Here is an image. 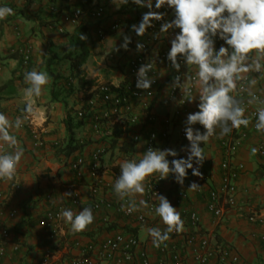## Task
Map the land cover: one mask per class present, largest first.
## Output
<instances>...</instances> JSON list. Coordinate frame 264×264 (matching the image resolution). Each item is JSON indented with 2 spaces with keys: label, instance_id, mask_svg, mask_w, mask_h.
Returning <instances> with one entry per match:
<instances>
[{
  "label": "built area",
  "instance_id": "obj_1",
  "mask_svg": "<svg viewBox=\"0 0 264 264\" xmlns=\"http://www.w3.org/2000/svg\"><path fill=\"white\" fill-rule=\"evenodd\" d=\"M162 11L168 15L171 9L164 8ZM105 14V4L90 6L86 10L76 8L71 22L77 24L83 17L97 22ZM141 18L142 15L138 17V23ZM152 23L154 26L148 28L143 37H139L140 43L145 45L144 50L128 59L122 79L115 85L99 82L87 90L88 107L97 109L92 118L95 131H99L106 123L117 124L121 128V136L128 138L131 143H143V152L148 147L168 149L175 129L180 143L187 140L184 121L188 102H183L180 89H172L170 86L177 73L166 59L169 45L164 43V37L153 39V34L159 31L163 21ZM47 29L60 33L63 31L54 22L48 23ZM123 29V24L112 23L105 29H98L96 34L103 41L108 33ZM16 36L19 35L16 33ZM18 41L10 53L17 55L22 67L27 68L31 63L32 44L19 37ZM149 60L153 62V70L149 76L154 79V83L150 89L143 91L135 87L136 72L141 64ZM180 74L183 79L184 66ZM253 75L260 74L252 73ZM164 86L167 93L161 99L159 94ZM254 92L264 99V80L260 89ZM247 98L245 93L244 99ZM164 101L172 104L174 109L159 117L154 108L157 103ZM246 107L245 115L250 116L252 122L247 128L241 126L223 138H217V179H212L209 173L200 169L203 178L196 177V183L201 187L195 193L199 195L200 205L212 217L215 225H219L227 213L234 212L247 223L264 228V213L258 208L254 198V187L240 189L238 186L244 165L233 161L239 146L252 136L257 137L255 148L259 149L258 156L264 161V132H257L254 127L256 118L253 113L257 105ZM76 115L79 119L85 118L83 107ZM22 128L29 131L34 147L42 145L33 115L28 117ZM5 151H9L8 146L0 142V154ZM103 152L104 149L99 147L91 151L89 157L78 155L68 162L77 181L83 178L82 168L88 170L90 182L86 199L80 196L74 186L71 187L74 194L68 196L66 202H58L52 192H46L42 203L31 212L35 220L34 243L41 247L40 257L34 264H250L230 245L204 231L199 211L189 205L187 188L175 181L168 186L166 179H160L159 173L152 174L145 181L146 193L142 199L150 207L129 213L126 207H122L126 206L127 200L119 199L113 189L118 176L113 173V177L107 179ZM174 158L176 157H167L169 161ZM169 177L173 175L170 174ZM213 181L215 183L212 185ZM157 194L165 196L177 208L185 222V230L179 234L171 233L166 246L161 245L159 248L152 245V239L145 231L149 227L161 230L166 227L161 220L154 222V206L159 203ZM9 202L8 195L0 188V259L5 255L7 242L11 240L9 228L15 226L21 217L20 210ZM84 207H90L94 215L93 223L88 226L92 235L86 238L82 236L85 231L73 233L70 224L65 223L59 215L62 209L78 213ZM139 229L145 233L143 238L135 232ZM254 236L264 243V233ZM11 247L13 250L19 249L17 244Z\"/></svg>",
  "mask_w": 264,
  "mask_h": 264
},
{
  "label": "crops",
  "instance_id": "obj_2",
  "mask_svg": "<svg viewBox=\"0 0 264 264\" xmlns=\"http://www.w3.org/2000/svg\"><path fill=\"white\" fill-rule=\"evenodd\" d=\"M100 4L106 5V14L101 20L95 22L83 17L77 24L71 22L72 13L76 8L86 10L90 6ZM0 6L11 7L14 10L13 15L0 20V112L11 120L23 116L25 98L22 89L29 86L24 81L25 72L35 68L37 71H47L51 77L50 84L43 86L42 95L35 98L34 103L33 117L42 145L34 147L33 138L27 129L14 130L18 146L23 149L24 156L14 178L0 180V188L8 195L9 203L16 206L21 214L17 224L9 228L11 240L5 246V255L0 259V264H34L40 257L41 247L34 243L35 220L31 212L42 203L44 194L52 192L58 202H66L68 196L64 193L71 192V187L74 186L83 199L87 197L90 182L88 170L82 168L83 178L77 181L74 172L68 166L71 159L78 155L89 157L91 151L101 147L104 149L102 160L107 179H111L113 173L120 175L122 161L131 159L138 161L142 157L143 143H131L128 138L121 136L119 125L106 123L99 131H95L92 118L97 109L88 107V89L85 90L77 82L78 76L83 77L84 81L92 82L93 85L99 82L115 85L122 79L128 59L138 53L136 43L140 42V39L131 31V25L138 24V16L130 9H123L124 5L117 9L111 1L106 0H0ZM147 11L148 9L143 7L138 10L140 15ZM172 18L171 10L165 19L170 21ZM49 22H54L63 31L60 33L47 29ZM112 23H121L124 29L108 33L105 40L100 41L96 31L100 28L105 29ZM79 26L84 27V35L89 37V41L96 39L97 44L88 49L89 57L77 75L71 61L65 59L64 54H71L69 42ZM177 32L179 29L170 30L169 35L164 37V43L170 47L169 40ZM16 33L20 40H27L32 44L31 63L27 68L22 67L18 58L9 56L12 54L10 53L12 47L19 42ZM121 33L131 37L129 50L112 51L114 46L119 47L123 43ZM111 35L115 36L110 39ZM222 44L223 41L217 38L216 48ZM90 57L92 58L89 59ZM187 71L189 69L184 67V73ZM253 76L258 80L253 91H258L264 76ZM166 93L167 88L164 86L159 94L161 99ZM197 104L198 100L187 103L186 116L198 110ZM82 107L85 118L79 119L76 113ZM173 109L172 104L164 101L157 103L154 111L162 117ZM193 127L204 131L199 124ZM218 135L219 129L216 136L200 145L207 157L200 169L209 173L212 179H217ZM256 139V136H252L244 141L233 161L244 165V171L238 181L239 188L254 187V198L258 208L264 213V161L258 154L255 156L250 154V149L255 147ZM188 143L187 140L179 142L175 129L170 137L168 149L178 152L177 159H186L187 153L181 151V148L188 146ZM9 151L12 149L9 148ZM193 166L196 167L195 163ZM174 181V176H168L166 179L168 186ZM192 182H197V178L189 169L183 186L190 195L189 205L196 208L201 215L204 231L211 233L220 242L230 245L250 264H264V243L254 236L257 233H264V228L247 223L234 212L227 213L220 224L215 225L212 217L200 205L199 195L188 189ZM214 183L215 181L211 184ZM135 198L139 202L142 196L137 194ZM157 220L161 219L155 215L154 222ZM89 230L90 227L85 230L83 238L92 235ZM135 232L140 238L145 236L141 229ZM13 244H17L19 249L13 250L11 247Z\"/></svg>",
  "mask_w": 264,
  "mask_h": 264
},
{
  "label": "clouds",
  "instance_id": "obj_3",
  "mask_svg": "<svg viewBox=\"0 0 264 264\" xmlns=\"http://www.w3.org/2000/svg\"><path fill=\"white\" fill-rule=\"evenodd\" d=\"M111 2L119 9L127 5L129 0ZM131 3L148 9L138 24L131 25V31L137 37H143L147 29L154 26L153 21H163L159 31L153 34V39H161L168 36L170 30L179 29L169 40L170 49L166 57L177 73L170 86L180 89L183 102L198 100V110L189 113L184 121V133L189 143L181 151L187 153L186 159L174 158L169 161L167 157L178 156L176 150L148 147L138 161L131 159L120 163V175L113 189L119 199L127 200L126 206L122 207H126L129 213L150 207L143 199L137 203L135 197L146 193L145 181L154 173H159L160 179H167L171 174L181 186L189 169L193 176L203 178L200 167L207 157L200 145L216 136L217 129V138H223L233 129H240L241 126L247 128L252 119L245 115L246 105H257L253 113L256 118L254 127L257 132H264V99L253 91L258 80L252 76V73L264 76V0H155L154 4L153 0H131ZM162 8L172 10L173 18L170 21L165 19L167 12L159 11ZM13 14L11 7L0 6V20ZM121 35L123 43L119 47L114 46L112 51L129 50L131 37L123 33ZM217 38L223 41L218 49ZM86 39V35L79 34V40ZM144 48L143 43H136L137 52ZM182 66L189 69L183 79L180 74ZM152 70L151 60L139 66L135 83L137 89H150L154 83V79L149 76ZM24 81L29 86L22 89L25 98L23 116L11 120L0 112V141L12 149L0 154V180H12L16 175L24 151L18 146L14 130H20L28 117L35 115V98L42 95L43 86L50 84L51 77L47 71L34 68L25 72ZM245 93L247 100L244 99ZM196 124L201 125L204 131L194 128ZM258 152V148L250 149L252 156ZM200 187L192 182L188 189L196 191ZM64 194L71 197L74 193ZM157 198L159 203L154 206V212L166 227L163 230L149 227L145 231L151 237L152 245L159 248L161 245L166 246L171 233H182L185 222L165 196L157 194ZM59 215L65 223L70 224L73 233L85 231L94 221L90 207H84L78 213L62 209Z\"/></svg>",
  "mask_w": 264,
  "mask_h": 264
},
{
  "label": "trees",
  "instance_id": "obj_4",
  "mask_svg": "<svg viewBox=\"0 0 264 264\" xmlns=\"http://www.w3.org/2000/svg\"><path fill=\"white\" fill-rule=\"evenodd\" d=\"M139 8L140 7H137L136 5L132 4L131 3V0H129V3L127 5H124L123 6V9H130L131 11L132 10L135 11V13L137 14L138 17L140 16V14L138 12ZM83 32H85V30ZM73 37H72V39H73ZM72 39L69 42V48H70V51H71L70 53L71 54H69V55L68 54L67 55L64 54V58L65 59H69L71 61V64H72L74 70L76 71V74L78 75V73L81 72V66H82V64L89 57V51H88V49H86V48L83 47L79 53H77L76 55H73L72 54V44H71L72 43ZM9 56L10 57L18 58L14 54H10ZM50 58H52V57H50ZM77 82L85 90H87L88 88H90L93 85V83L90 82V81H84L83 80V77H81V76H78Z\"/></svg>",
  "mask_w": 264,
  "mask_h": 264
},
{
  "label": "rangeland",
  "instance_id": "obj_5",
  "mask_svg": "<svg viewBox=\"0 0 264 264\" xmlns=\"http://www.w3.org/2000/svg\"><path fill=\"white\" fill-rule=\"evenodd\" d=\"M131 12L135 13V11H133V10ZM83 31H84V27L79 26L78 29H77L76 34L74 35V37L72 39V43L71 44H72V54L73 55H76L77 53H79L83 47L86 48V49H89L91 46H96V44H97V40L96 39H94L91 42V41H89V37H87V39L84 40V41L79 40V34H84ZM115 35H111L110 39H112ZM87 41H89L88 44H87ZM91 58L92 57H90L89 59H91Z\"/></svg>",
  "mask_w": 264,
  "mask_h": 264
}]
</instances>
